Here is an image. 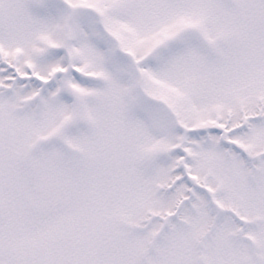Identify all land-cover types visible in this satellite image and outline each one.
<instances>
[{
  "label": "snow or ice",
  "instance_id": "6c2138e0",
  "mask_svg": "<svg viewBox=\"0 0 264 264\" xmlns=\"http://www.w3.org/2000/svg\"><path fill=\"white\" fill-rule=\"evenodd\" d=\"M0 264H264V0H0Z\"/></svg>",
  "mask_w": 264,
  "mask_h": 264
}]
</instances>
